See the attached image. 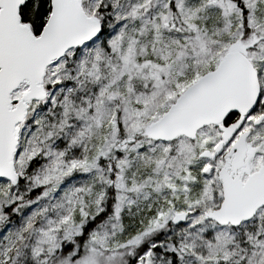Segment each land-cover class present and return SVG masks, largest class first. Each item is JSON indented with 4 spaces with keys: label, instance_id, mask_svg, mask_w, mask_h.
<instances>
[{
    "label": "snow or ice",
    "instance_id": "1",
    "mask_svg": "<svg viewBox=\"0 0 264 264\" xmlns=\"http://www.w3.org/2000/svg\"><path fill=\"white\" fill-rule=\"evenodd\" d=\"M0 264H264V0H0Z\"/></svg>",
    "mask_w": 264,
    "mask_h": 264
}]
</instances>
